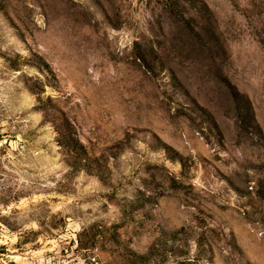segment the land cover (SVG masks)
I'll return each instance as SVG.
<instances>
[{"label":"rangeland","instance_id":"obj_1","mask_svg":"<svg viewBox=\"0 0 264 264\" xmlns=\"http://www.w3.org/2000/svg\"><path fill=\"white\" fill-rule=\"evenodd\" d=\"M0 264H264V0H0Z\"/></svg>","mask_w":264,"mask_h":264}]
</instances>
